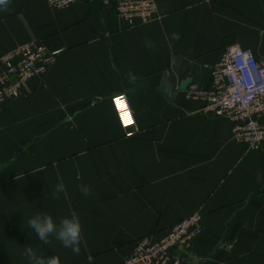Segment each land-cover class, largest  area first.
<instances>
[{
  "label": "crops",
  "instance_id": "obj_1",
  "mask_svg": "<svg viewBox=\"0 0 264 264\" xmlns=\"http://www.w3.org/2000/svg\"><path fill=\"white\" fill-rule=\"evenodd\" d=\"M154 3V21L136 27L104 0L65 9L11 0L0 10V57L27 44L59 51L43 77L0 108V264H29L27 247L60 264H120L137 241L195 213L203 230L183 264H264V142L257 150L235 143L230 124L188 96L191 86L209 88L228 47L264 61V0ZM164 77L172 101L158 92ZM119 95L135 122L131 137L111 104ZM73 212L78 255L54 237L43 243L28 225L36 214L59 223Z\"/></svg>",
  "mask_w": 264,
  "mask_h": 264
},
{
  "label": "built area",
  "instance_id": "obj_2",
  "mask_svg": "<svg viewBox=\"0 0 264 264\" xmlns=\"http://www.w3.org/2000/svg\"><path fill=\"white\" fill-rule=\"evenodd\" d=\"M80 0H46L54 9L68 8ZM111 1L118 18L128 26L147 25L156 17L154 0ZM58 50L44 45L27 44L16 47L0 57V108L18 98L24 85L33 78H41L53 63ZM188 96L203 102L201 112L223 119L230 124L232 140L257 150L264 142V61L258 60L250 49L232 46L225 49L219 65L211 70L210 86L201 89L191 86ZM124 95L111 98V104L125 137L135 131V122L125 126L122 110L114 107ZM201 217L197 213L181 219L160 238L137 241L131 253L120 264H183V254L202 233Z\"/></svg>",
  "mask_w": 264,
  "mask_h": 264
},
{
  "label": "clouds",
  "instance_id": "obj_3",
  "mask_svg": "<svg viewBox=\"0 0 264 264\" xmlns=\"http://www.w3.org/2000/svg\"><path fill=\"white\" fill-rule=\"evenodd\" d=\"M11 0H0V10L7 11ZM180 34L173 32L171 34V41H178ZM145 47L149 49H155L156 45L150 40L145 41ZM129 83H134L137 79L136 75L128 73ZM125 104L123 97L116 99L114 107L122 110V106ZM130 113L129 109H126ZM132 118V117H131ZM83 154V153H82ZM43 169H41L42 171ZM65 191V185L61 182L55 186L53 195L55 198H59L60 193ZM91 193L90 188L84 189V194L89 195ZM29 227L36 233L38 239L45 244L51 242L50 238L54 237L60 241L63 247L71 249L74 254L80 253V244L82 241V225L79 216L76 213H72L70 216L62 218L57 223L50 214H36L28 220ZM38 250L32 247H27L22 255L26 257L29 264H60V258L57 255L51 257H45L38 255Z\"/></svg>",
  "mask_w": 264,
  "mask_h": 264
},
{
  "label": "water",
  "instance_id": "obj_4",
  "mask_svg": "<svg viewBox=\"0 0 264 264\" xmlns=\"http://www.w3.org/2000/svg\"><path fill=\"white\" fill-rule=\"evenodd\" d=\"M179 63H180V58L176 57L173 59V69L175 71H178V67H179ZM191 83V81L189 79H186L184 81H182L178 88L177 91H185L187 86ZM171 82L169 81L168 78L164 77L162 79L161 85L158 89V92L164 94L169 100H173L175 97V93H173V91L171 90Z\"/></svg>",
  "mask_w": 264,
  "mask_h": 264
},
{
  "label": "snow or ice",
  "instance_id": "obj_5",
  "mask_svg": "<svg viewBox=\"0 0 264 264\" xmlns=\"http://www.w3.org/2000/svg\"><path fill=\"white\" fill-rule=\"evenodd\" d=\"M126 109H127V105L124 104L122 106L121 119L124 122L125 126H128V125L132 124L133 121H132V118H131V114L129 112H127Z\"/></svg>",
  "mask_w": 264,
  "mask_h": 264
}]
</instances>
